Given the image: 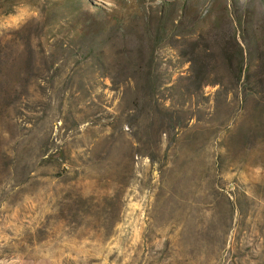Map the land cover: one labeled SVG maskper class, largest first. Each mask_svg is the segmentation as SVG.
<instances>
[{"label":"rangeland","instance_id":"374dc122","mask_svg":"<svg viewBox=\"0 0 264 264\" xmlns=\"http://www.w3.org/2000/svg\"><path fill=\"white\" fill-rule=\"evenodd\" d=\"M0 264H264V0H0Z\"/></svg>","mask_w":264,"mask_h":264},{"label":"clouds","instance_id":"9594fccd","mask_svg":"<svg viewBox=\"0 0 264 264\" xmlns=\"http://www.w3.org/2000/svg\"><path fill=\"white\" fill-rule=\"evenodd\" d=\"M32 16L38 19V12H33Z\"/></svg>","mask_w":264,"mask_h":264},{"label":"trees","instance_id":"16d2710c","mask_svg":"<svg viewBox=\"0 0 264 264\" xmlns=\"http://www.w3.org/2000/svg\"><path fill=\"white\" fill-rule=\"evenodd\" d=\"M201 72H202V71H201ZM202 76H203V78H204L205 75H203V73H202Z\"/></svg>","mask_w":264,"mask_h":264}]
</instances>
